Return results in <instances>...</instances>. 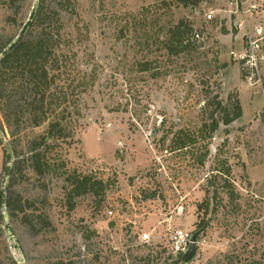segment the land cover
<instances>
[{
	"label": "rangeland",
	"instance_id": "374dc122",
	"mask_svg": "<svg viewBox=\"0 0 264 264\" xmlns=\"http://www.w3.org/2000/svg\"><path fill=\"white\" fill-rule=\"evenodd\" d=\"M40 2L0 0V47L18 39ZM43 7L60 36L73 136L47 152L51 169L35 176L29 144L46 125L13 134L0 112V191L23 205L0 211V264H184L175 263L173 231L203 227L190 264H264V61L261 83L250 86L236 58L264 13L246 14V0L190 7L44 0ZM241 19L247 28L238 35ZM180 21L195 46L172 56L165 41ZM139 63L150 71L140 73ZM230 95L242 117L178 149L175 135H198L214 103ZM15 161L21 173L7 179L3 165ZM72 175L103 181L105 191L76 196Z\"/></svg>",
	"mask_w": 264,
	"mask_h": 264
},
{
	"label": "trees",
	"instance_id": "16d2710c",
	"mask_svg": "<svg viewBox=\"0 0 264 264\" xmlns=\"http://www.w3.org/2000/svg\"><path fill=\"white\" fill-rule=\"evenodd\" d=\"M179 2L183 7H190L197 6L200 0H179ZM43 6L44 0H41L16 41L0 47V112L7 128L14 134L21 129L46 125L45 134L37 136L29 144L31 156L27 161L35 176H42L51 169L47 152L55 149L60 142L67 143L73 136L70 131L72 126L69 125L72 109L69 105L67 84L62 79L65 75L61 71L63 61L58 54L60 36L52 31L47 9ZM190 32H192L191 27L184 21L169 29L165 48L170 55L177 56L195 46V43L186 37ZM195 35L196 38L197 36L200 38L199 34ZM138 71L149 72V64L139 63ZM214 104L215 109L209 115L210 123L207 122L209 120H205L198 135L189 136L182 132L175 135L178 149L196 145L201 134L208 132L211 137L221 124L230 126L243 115L238 96L230 95L227 104L222 101ZM205 149L198 156L201 165H204L209 156L208 148ZM6 151L9 163L13 159V153L8 149ZM19 165L20 161H15L12 167L8 164L3 165L5 177L12 180L16 174L21 173ZM229 175V169L223 172V176ZM69 181H72L73 186L71 193L76 196L104 192L106 188L103 181L92 180L89 176L72 175ZM10 184L12 186L14 183ZM4 190L0 191V211L3 207L22 210L20 198L14 197L9 190ZM0 219L5 220L4 215H1ZM177 257L175 263L182 262L181 256Z\"/></svg>",
	"mask_w": 264,
	"mask_h": 264
},
{
	"label": "built area",
	"instance_id": "2783aa9c",
	"mask_svg": "<svg viewBox=\"0 0 264 264\" xmlns=\"http://www.w3.org/2000/svg\"><path fill=\"white\" fill-rule=\"evenodd\" d=\"M243 3V0H237ZM247 9L246 14H256L264 13V0H246ZM238 11L235 12L237 14ZM213 12L209 13V18H212ZM237 26L240 28L243 27V22L240 21L237 23ZM197 38H199L197 36ZM247 47L239 55H236V58L242 66V71L246 83L250 86H254L261 83V64L264 61V54L261 53L260 43L264 42V29L262 25L255 27L252 32L246 33ZM192 234L184 230L177 229L174 230L171 235V242L174 248L175 254L178 256L182 253L187 252L190 243H191ZM143 242L148 243L150 241V236L144 234L141 239ZM201 245L199 241L198 247Z\"/></svg>",
	"mask_w": 264,
	"mask_h": 264
},
{
	"label": "water",
	"instance_id": "95a60500",
	"mask_svg": "<svg viewBox=\"0 0 264 264\" xmlns=\"http://www.w3.org/2000/svg\"><path fill=\"white\" fill-rule=\"evenodd\" d=\"M155 134L156 132L154 133V135ZM204 229L205 227L201 228L200 230L192 234L191 243H190V246L187 252L181 254V258L184 264H190L196 258L198 250H199V247H198L199 239Z\"/></svg>",
	"mask_w": 264,
	"mask_h": 264
},
{
	"label": "crops",
	"instance_id": "0c3cea01",
	"mask_svg": "<svg viewBox=\"0 0 264 264\" xmlns=\"http://www.w3.org/2000/svg\"><path fill=\"white\" fill-rule=\"evenodd\" d=\"M241 21L243 22V27L240 28V29H238V30H239L238 35H241L242 32H246V28H247V25L245 24V23H246L245 19H244V20L241 19ZM258 26H260V25H258ZM255 27H257V26H255ZM262 28L264 29V25H262ZM254 29H255V28H254ZM252 31H253V30H252Z\"/></svg>",
	"mask_w": 264,
	"mask_h": 264
}]
</instances>
